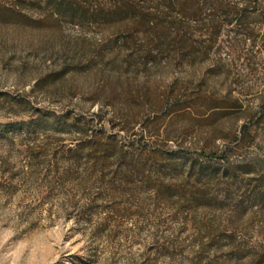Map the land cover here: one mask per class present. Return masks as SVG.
<instances>
[{"label":"rangeland","instance_id":"1","mask_svg":"<svg viewBox=\"0 0 264 264\" xmlns=\"http://www.w3.org/2000/svg\"><path fill=\"white\" fill-rule=\"evenodd\" d=\"M65 2L0 0V264H264V0L213 51Z\"/></svg>","mask_w":264,"mask_h":264},{"label":"trees","instance_id":"2","mask_svg":"<svg viewBox=\"0 0 264 264\" xmlns=\"http://www.w3.org/2000/svg\"><path fill=\"white\" fill-rule=\"evenodd\" d=\"M47 2L65 0H44ZM232 0H108L110 7L104 11L99 10V16L117 28L131 27L136 32L150 38V43L162 45L173 36L180 49L195 50L203 47L213 51L218 47L219 37L227 27L242 32L245 38L253 33L247 28L249 19L247 9L238 10L229 3ZM245 3L256 0H243ZM65 5H69L65 2ZM153 35V36H151ZM234 41L235 38H234ZM171 42L172 44H174ZM170 43V42H168ZM170 43V44H171ZM240 47L239 42H233L232 50ZM78 134L82 136L81 142L73 144L67 149V160L87 159L97 162L108 158L110 151L128 163L141 155H154L140 147L129 146L126 150L117 146L111 139L101 135L89 133L87 126H81ZM242 135L236 140L240 142ZM89 152V153H88Z\"/></svg>","mask_w":264,"mask_h":264}]
</instances>
